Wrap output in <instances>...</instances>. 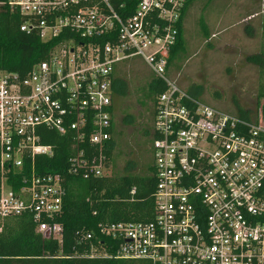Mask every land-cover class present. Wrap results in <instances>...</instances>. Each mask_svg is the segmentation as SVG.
I'll return each mask as SVG.
<instances>
[{"label":"built area","instance_id":"1","mask_svg":"<svg viewBox=\"0 0 264 264\" xmlns=\"http://www.w3.org/2000/svg\"><path fill=\"white\" fill-rule=\"evenodd\" d=\"M189 1L139 0L131 13L125 0L0 3L19 13L21 32L57 41L24 77L0 70L1 220L28 214L43 241L62 246L63 229L54 222L62 179L35 170L36 157L53 156L39 129L72 134L71 172L108 176L102 149L110 139L112 75L117 65L138 59L166 85L156 97L152 129L155 216L98 226L114 256L91 233L76 235V244L89 249L80 256L264 264V99L241 118L167 79V56Z\"/></svg>","mask_w":264,"mask_h":264},{"label":"trees","instance_id":"2","mask_svg":"<svg viewBox=\"0 0 264 264\" xmlns=\"http://www.w3.org/2000/svg\"><path fill=\"white\" fill-rule=\"evenodd\" d=\"M5 1L0 0V3ZM138 1L125 0L130 7V13L133 12ZM195 1L190 0L182 12L177 42L167 56V69L180 55L177 53L183 49V19L189 6ZM260 1L262 12L259 13L261 15H259L261 21L259 39L262 44L258 53L246 58L247 63L256 69L255 89L251 91L253 109L260 100L264 99V0ZM21 22L19 13L0 5V70L24 77L35 65L47 59L48 53L57 41L43 43L36 34L21 32L19 30ZM245 33L250 38L255 37V29L250 26L245 28ZM121 65L123 64L115 67L112 75L110 139L102 149L111 174L94 178L84 177L80 172H71L69 161L73 156L72 134L62 136L55 131L39 129L41 143L53 148V156L36 157L35 170L39 175L57 174L62 179L64 191L62 207L60 214L54 217V222L59 223L63 229L62 246L50 240L43 241L35 232V224L28 214L0 219V264H150L146 260L81 257L85 250L88 254V246H78L75 242L76 235L91 233L94 237L92 242H103L108 246V252L114 256L115 247L112 246V241L99 234L98 226L119 222L148 223L155 216L152 152L151 163L146 170H142L136 162L130 161L121 172H117L114 164L117 146L115 119L118 104L130 95L128 83L119 71ZM119 72L120 74H117ZM145 83L142 88L143 99L144 104L148 102L150 105L151 120L150 129L146 134H150L154 125L156 97L165 91L166 85L150 73ZM233 107L235 115L246 119L253 110L242 107L239 102H235ZM89 151L91 155L93 150L89 149Z\"/></svg>","mask_w":264,"mask_h":264},{"label":"rangeland","instance_id":"3","mask_svg":"<svg viewBox=\"0 0 264 264\" xmlns=\"http://www.w3.org/2000/svg\"><path fill=\"white\" fill-rule=\"evenodd\" d=\"M261 12L260 0H196L183 19V49L169 65L167 79L201 102L230 114H234L235 102L253 109L256 69L246 58L258 53L262 44ZM247 26L255 29L254 38L245 33ZM119 71L130 95L118 104L114 164L117 172L130 161L146 170L153 137L152 132L146 134L151 126L150 105L144 104L142 88L149 71L138 59L124 63Z\"/></svg>","mask_w":264,"mask_h":264},{"label":"flooded vegetation","instance_id":"4","mask_svg":"<svg viewBox=\"0 0 264 264\" xmlns=\"http://www.w3.org/2000/svg\"><path fill=\"white\" fill-rule=\"evenodd\" d=\"M150 132V131H149ZM152 132V131H151Z\"/></svg>","mask_w":264,"mask_h":264},{"label":"crops","instance_id":"5","mask_svg":"<svg viewBox=\"0 0 264 264\" xmlns=\"http://www.w3.org/2000/svg\"><path fill=\"white\" fill-rule=\"evenodd\" d=\"M183 28V27H182Z\"/></svg>","mask_w":264,"mask_h":264}]
</instances>
